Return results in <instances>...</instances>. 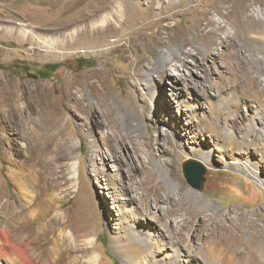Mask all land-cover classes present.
I'll use <instances>...</instances> for the list:
<instances>
[{"label":"rangeland","instance_id":"rangeland-1","mask_svg":"<svg viewBox=\"0 0 264 264\" xmlns=\"http://www.w3.org/2000/svg\"><path fill=\"white\" fill-rule=\"evenodd\" d=\"M50 1L0 0V202L4 204H0V214L24 210L27 205L25 227L27 232L39 236L34 244L35 252H50L59 241L66 263L70 264H87L94 254L99 256V264H126L111 242L112 235L122 233L117 219L122 206L128 211V220L141 224L145 230L143 233L136 230V237H147L153 243V249L143 256L141 264L179 261L224 264L228 254L232 258L234 255L229 264H264V184L248 177L240 165L229 166L237 156L257 162L264 176V140H258V133L245 136L237 131L240 138L246 137L244 147L237 152L222 146L216 136L225 128L226 120L223 115L218 121L212 107H219L221 98L229 97L232 89L222 94L210 89L205 96L195 89L187 95L176 89V97L168 76L164 84L158 78L148 79L147 72L156 69L157 64L139 66L138 55L124 37L116 41L111 36L108 46L92 48L81 35L75 37L76 45H66L71 28L65 26L63 18L76 13L82 5L76 3L70 12L67 6L70 0ZM74 1L78 0H73L71 5ZM124 1L133 7L132 16L138 26H144L145 31L163 41H168L169 30L173 38L171 48L183 46V50L201 48L203 52L205 42L219 40L228 30H233L229 24L227 30L214 35L211 31L216 27L208 25V34L202 38L195 24L206 12L209 17L221 19L228 9L233 10L232 18L242 26L248 22L258 24V18H264L261 12L264 0ZM151 2L155 8L150 6ZM252 13L257 20L251 18ZM160 24L166 28L162 34L158 33ZM78 29L82 31L81 26ZM185 40L191 41V45L185 47ZM243 42L255 45L245 37ZM159 50L169 49L162 45ZM187 59L195 62L194 57ZM49 63L60 66L44 77L41 70ZM221 63L218 59L213 66L215 79L219 78L220 70L224 71L223 78L228 73L219 66ZM181 67L183 74H190L188 63ZM192 67L195 73H202L201 69ZM153 74L157 77L158 72ZM90 77L99 91L92 92L87 84L81 90L73 83L78 80L86 83ZM67 81L73 85L70 96H65ZM80 98L82 102L78 106ZM14 107H18L21 126L10 121L9 111ZM253 109H258L256 104ZM206 117L213 121L211 130H206L202 122ZM56 118L59 121L55 126L43 125ZM43 126L48 133L67 129L78 142L75 157H58L55 145L44 155L39 154L35 150L38 137L34 136ZM259 127V134H264V127ZM122 134L127 139L121 148L118 136ZM132 137L139 154L147 161L144 168L132 157L133 145L129 141ZM162 144L168 149L165 154L161 153ZM116 148L131 161L128 167L124 160L110 157ZM202 150L213 151L211 164H205V181L199 190L187 182L183 163L198 159ZM128 169L134 175L131 178L127 176ZM160 169L165 176L160 177ZM140 181H144L141 188ZM151 185L160 186L162 196L170 192L177 199L160 201L159 210L156 205L153 208L158 214L170 211L166 222L176 235H170L162 222H152L144 216V205L137 196ZM191 188L196 192L186 196ZM180 196L182 199L178 200ZM197 196L208 201L209 206L195 203ZM154 198L152 195L149 200ZM190 210L196 214L192 227L183 229L184 217L189 216ZM61 234L69 237L63 239ZM76 243H89L84 246L88 251L82 259L68 249ZM13 262L11 258L0 257V264Z\"/></svg>","mask_w":264,"mask_h":264},{"label":"bare ground","instance_id":"bare-ground-1","mask_svg":"<svg viewBox=\"0 0 264 264\" xmlns=\"http://www.w3.org/2000/svg\"><path fill=\"white\" fill-rule=\"evenodd\" d=\"M34 1L44 3L47 2V0ZM72 1L73 0H70L68 3L69 5H67L70 12L76 8L78 5L76 3L81 4L82 7L79 8L73 15L69 14L63 18L65 21V26L67 28H71V31L69 32L70 39L65 43L66 45H76L77 39L75 37L81 35H84V37L87 38V46L92 48L108 46L111 36L115 38L116 41H119L122 39V37H124L130 42L133 52L138 55L139 66H145L146 64H157L158 67L156 66V69H152L147 72L148 79L152 80L158 78L161 83H163L165 76H168V78L172 81L171 86L174 90L173 95H176V97L178 96V94L175 93L176 89H179L182 92L184 91V95L190 93L189 90L195 89L202 96L209 92L210 89H214L216 92H218V94L228 92V90L232 89V97H230V94L227 98H221V103H219L220 106L216 107L214 104L215 106L212 107L214 109V115L218 121H221V117H223V115L226 120L225 128H222V130L216 135L222 146L232 147L237 152L242 147H244L243 145L246 142V137L243 136L240 138L236 134L237 131L244 133L245 136L258 133V140H264V134H259L261 128L259 126L264 127V18L259 17L258 24H251V22H248L242 26V23H239L238 20L232 18L231 11L233 10L228 9L226 13L221 15V19H214L209 17L207 12L204 13L203 17L196 19L195 24V28L202 38L208 34V25H214L216 27L215 30L211 31L214 35H217L218 31L227 30L229 24L233 30H228L226 34L219 40L214 39L213 42H205L206 48L203 52H201V48H196L195 51L192 49L183 50V46L179 48H171L172 46H170V42H173V38L169 30L166 31L168 33V41H163L157 37H153L152 34L145 31L144 26H138L136 19L132 16L133 7H131L124 0H78L74 1V4L71 5ZM226 1L230 2L231 0ZM50 2H52V0ZM150 6L155 8L153 2L150 3ZM230 7L232 8V6ZM216 10L217 12H220L219 8ZM261 12L264 14L263 8ZM250 16L253 20H257L254 13H252ZM204 19H206V21ZM79 26H81L82 29L80 32L78 29ZM163 29H166L165 26L160 24L158 33L162 34L164 32ZM244 37L250 41L249 43L252 42L255 45H246L243 42ZM162 45H164L169 50L160 51L159 47ZM183 45L188 47L191 45V41L185 40ZM220 46L223 49H219ZM169 52L171 53L170 56H168ZM201 55L203 56L202 58ZM188 57H194L195 62H189L187 59ZM209 59L211 60L210 63ZM218 59L222 60V63L219 66H223L228 70L225 78H223V70L219 71V78L215 79L214 77L215 71L213 70V66L214 64L218 63ZM204 60H208V62L205 63ZM179 63L182 65L188 63L191 68L189 75L187 73H182V65ZM192 66L201 69L202 73H195ZM153 71L158 72L157 77H155ZM91 78L92 77L85 80L86 83H84L83 80H78L73 83L81 87V90H83L85 87L84 85L87 84L86 87H88V89H90L92 92L99 91V88L96 87L95 82L92 81ZM170 80H167L166 82H170ZM183 80H188V82L183 84ZM70 83V81L65 83L66 85L64 87L67 90L65 96L72 95L71 86L73 85ZM208 83L210 84L208 85ZM218 100L220 99L218 98ZM81 102V98L77 99L78 106L81 105ZM255 104L257 105L258 109H253ZM17 109L18 107L10 109L9 113L12 117H10V121L21 126L20 124L22 121ZM58 121L56 118L55 121H46L43 123V125L49 124L55 126ZM202 122H204L206 130H211V126H213V121H211V119L209 120L206 117L204 120H202ZM44 127L45 126H43V129L34 136V138L38 137L35 150L39 151V154L44 155L50 147L55 145L57 152L59 153L58 157L74 158L78 142L72 138L67 129L48 133L44 130ZM12 129L15 130L14 126H12ZM126 139L127 138L123 134L118 136V141L121 148L125 144ZM129 139L133 145L132 157L134 162L139 163L141 167L144 168L146 165L145 163L147 162L146 159L141 157L139 154L140 149L137 147L134 138L132 137ZM161 147L162 154L168 152V149H166L163 144ZM212 151L213 150H210L209 152H205L204 150L200 151L198 154V159L203 164H211L210 159ZM112 156H114L115 161H118L119 159L124 160V163L127 167L131 162H128L125 154H123L119 148H116L114 153H110V157ZM237 165H240L243 168L248 177L259 179L260 182L264 184V176H261L257 162L253 163L250 160H242L236 156L232 161L229 162V166L235 167ZM126 173L129 178L134 176L131 172V169L126 170ZM159 173L160 177L166 175V173L161 169L159 170ZM150 176L152 175L150 174ZM143 184L144 181H140L139 187L141 188ZM131 186L133 187V184ZM192 188L185 193L186 196L193 195V191L195 190H192ZM133 190L138 191L136 188H133ZM152 195H154L155 198L153 200H149ZM137 198L140 204L144 205V216L146 219H150L152 222L157 223L162 222L170 235L176 233L175 229L171 227L169 222H166V218L169 216L170 211H165L164 213L158 214L153 209L156 205V208L159 210V207L157 206L160 201H176L177 199L174 198L170 192L166 197L162 196L160 186L158 187L157 185H151L150 187H146L145 191L143 190L142 192H139ZM181 199L182 197L180 196L178 200ZM195 199V203H199V206H209V202L202 200L199 196H197ZM0 204L2 203L0 202ZM25 208L28 209L29 207L24 205L23 209L25 210ZM125 208V206L119 207L121 212L119 217H117V219H119L122 233L118 235H112L111 242L117 254L125 259L126 264H141L143 256L148 251L153 249V243L147 237H136V230H138L140 233H143L144 228L141 226V224L138 225L131 223L128 220V211ZM24 210H17L11 214H4V216H2V213L0 214V257L4 256L9 258V260L11 258L12 260H15V262H13L14 264H40L41 262H46L47 264H65L66 260L64 258V250L62 249L59 241L55 242L54 247H51L50 252L44 253V251H42L39 254L35 252L36 249L34 244L36 243L37 237L39 236L37 234L33 235L32 233L27 232L24 221ZM195 216L196 214L190 210L189 216L184 217L185 224H183V229H189L192 227V221L194 220ZM182 231L183 230L179 231L178 234H180ZM61 235L63 236V234ZM67 237L69 236L64 234L63 239H66ZM85 245L89 246V243H76L75 246H71L68 249L70 252H75L76 255L78 253L77 257L75 256L76 258L80 257L82 259L86 256L85 253L88 251V248L84 247ZM55 254H59V257L56 258ZM233 258L231 254H228L224 258V264H229ZM99 263L100 261L98 254H94L90 259L87 260V264ZM66 264L70 263L67 262ZM177 264H181L180 261Z\"/></svg>","mask_w":264,"mask_h":264},{"label":"water","instance_id":"water-1","mask_svg":"<svg viewBox=\"0 0 264 264\" xmlns=\"http://www.w3.org/2000/svg\"><path fill=\"white\" fill-rule=\"evenodd\" d=\"M207 166L198 159H188L183 163V173L187 182L196 189H201L205 181Z\"/></svg>","mask_w":264,"mask_h":264},{"label":"trees","instance_id":"trees-1","mask_svg":"<svg viewBox=\"0 0 264 264\" xmlns=\"http://www.w3.org/2000/svg\"><path fill=\"white\" fill-rule=\"evenodd\" d=\"M60 66L59 63H49L44 66V69L41 70L45 74L44 77H48L50 73L54 72Z\"/></svg>","mask_w":264,"mask_h":264}]
</instances>
